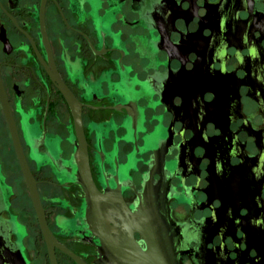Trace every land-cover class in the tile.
<instances>
[{
	"label": "flooded vegetation",
	"instance_id": "flooded-vegetation-1",
	"mask_svg": "<svg viewBox=\"0 0 264 264\" xmlns=\"http://www.w3.org/2000/svg\"><path fill=\"white\" fill-rule=\"evenodd\" d=\"M7 117L49 230L87 264L146 250V185L179 264H264V0H0V238L51 264Z\"/></svg>",
	"mask_w": 264,
	"mask_h": 264
},
{
	"label": "water",
	"instance_id": "water-1",
	"mask_svg": "<svg viewBox=\"0 0 264 264\" xmlns=\"http://www.w3.org/2000/svg\"><path fill=\"white\" fill-rule=\"evenodd\" d=\"M60 89L65 94L63 87H60ZM2 104L3 108L6 111V105L4 104V102H2ZM7 121L14 142L16 154L20 162L21 170L28 185L34 208L36 209V213L39 219L38 223L40 224L41 232L47 245L51 264H57L52 249L54 246L61 248L63 251L69 254L77 264H87L83 259H81L73 252L61 247L57 239L49 230L45 221V216L39 201V197L37 196L38 193L36 185L34 183L35 181L25 163L12 120L10 119V117H7ZM78 139L81 143V146L78 148L80 166L77 167V182L83 187L91 206V210H93V212L95 213L98 208L96 202L98 198L101 197V195L99 194V191L95 187L93 181H91L92 178L90 176L86 156L85 141L83 139V136L78 135ZM142 192L143 201L140 202V206L137 207L136 212V217L139 220L137 231L146 241L147 248L146 250H142L137 246L134 247L131 244H128L127 246L122 248L120 252V255L126 262H120V264H179L178 259L176 258L177 253L174 249V243L176 242V232L173 227H175V223L171 218H169L167 211H165L166 215H161L157 212L158 209H167L166 198H163L161 203L155 205L156 198H158V196L155 195L156 192H154L153 189L151 190V187L147 185ZM150 208L152 210L151 213H149L148 210ZM93 231L98 235V232L96 230ZM106 245V247H108L109 250H112L114 253V245H112L110 239L106 240ZM19 257H21L19 252H12L11 250H9L7 247H5L0 238V264H21Z\"/></svg>",
	"mask_w": 264,
	"mask_h": 264
}]
</instances>
